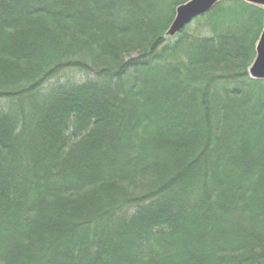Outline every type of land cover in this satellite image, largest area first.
I'll list each match as a JSON object with an SVG mask.
<instances>
[{
    "label": "trees",
    "instance_id": "obj_1",
    "mask_svg": "<svg viewBox=\"0 0 264 264\" xmlns=\"http://www.w3.org/2000/svg\"><path fill=\"white\" fill-rule=\"evenodd\" d=\"M0 0V264H264V9Z\"/></svg>",
    "mask_w": 264,
    "mask_h": 264
},
{
    "label": "water",
    "instance_id": "obj_2",
    "mask_svg": "<svg viewBox=\"0 0 264 264\" xmlns=\"http://www.w3.org/2000/svg\"><path fill=\"white\" fill-rule=\"evenodd\" d=\"M221 0H188L175 9L174 18L165 37H174L194 19L207 14ZM264 9V0H238ZM252 80H264V26L255 47V58L248 68Z\"/></svg>",
    "mask_w": 264,
    "mask_h": 264
},
{
    "label": "rangeland",
    "instance_id": "obj_3",
    "mask_svg": "<svg viewBox=\"0 0 264 264\" xmlns=\"http://www.w3.org/2000/svg\"><path fill=\"white\" fill-rule=\"evenodd\" d=\"M175 15V14H174Z\"/></svg>",
    "mask_w": 264,
    "mask_h": 264
}]
</instances>
